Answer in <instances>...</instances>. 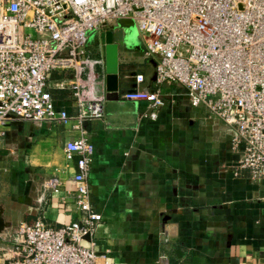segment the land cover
I'll return each mask as SVG.
<instances>
[{"label":"crops","instance_id":"0c3cea01","mask_svg":"<svg viewBox=\"0 0 264 264\" xmlns=\"http://www.w3.org/2000/svg\"><path fill=\"white\" fill-rule=\"evenodd\" d=\"M123 28L92 34L89 55L97 58L103 33L113 32L120 89L132 88L133 73L144 77L140 89H155L154 61ZM65 76L54 72L49 91L74 113ZM160 96L156 120L140 115L145 101L119 95L106 100L102 120L82 123L93 145L88 185L102 216V263L157 264L163 256L168 264H264V181L238 169L242 146L234 150L231 128L191 107L182 87L162 85ZM77 134L70 124L19 121L0 136V264L17 257L20 223L76 219V157L68 165L64 146ZM51 177L62 182L56 193L45 184Z\"/></svg>","mask_w":264,"mask_h":264},{"label":"built area","instance_id":"2783aa9c","mask_svg":"<svg viewBox=\"0 0 264 264\" xmlns=\"http://www.w3.org/2000/svg\"><path fill=\"white\" fill-rule=\"evenodd\" d=\"M130 20L146 57L154 61L156 88L142 90L141 74L121 96L145 101L140 115L156 120L162 85H178L189 105L233 131L238 169L264 181V0H0V136L19 121L71 125L66 163L75 160L76 219L60 227L42 220L16 227L17 257L6 264H103L95 251L102 216L90 200L93 145L82 128L102 120L106 102L104 46L89 55L92 34ZM54 72L67 76L74 107H58L49 91ZM46 186L58 192L62 182ZM87 241V242H86ZM157 264H168L161 256Z\"/></svg>","mask_w":264,"mask_h":264},{"label":"water","instance_id":"95a60500","mask_svg":"<svg viewBox=\"0 0 264 264\" xmlns=\"http://www.w3.org/2000/svg\"><path fill=\"white\" fill-rule=\"evenodd\" d=\"M121 25H126L133 28V23L130 20H121ZM113 32L107 31L103 33L101 43L104 48L105 58V85H106V100L116 101L119 95L123 93L120 91L119 84V67H118V44L114 41ZM5 223L0 213V231L4 228Z\"/></svg>","mask_w":264,"mask_h":264},{"label":"rangeland","instance_id":"374dc122","mask_svg":"<svg viewBox=\"0 0 264 264\" xmlns=\"http://www.w3.org/2000/svg\"><path fill=\"white\" fill-rule=\"evenodd\" d=\"M114 26L115 25H118V22L117 23H115V24H113ZM113 26V27H114ZM112 26H110V29H112L113 28ZM125 31V33H126V35H129L128 37L130 38V39H132L133 37L135 38V40H137L138 42H140V39L138 38V35L136 36V32L134 31V29L133 28H131V27H124L123 28ZM124 34V33H123ZM97 37H93L91 40H90V42L88 43V46H87V48H88V50L90 51V52H93L94 51V49H95V47L97 46ZM136 66V65H135Z\"/></svg>","mask_w":264,"mask_h":264}]
</instances>
